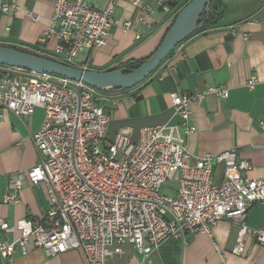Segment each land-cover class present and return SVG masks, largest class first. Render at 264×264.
<instances>
[{"label":"built area","instance_id":"built-area-1","mask_svg":"<svg viewBox=\"0 0 264 264\" xmlns=\"http://www.w3.org/2000/svg\"><path fill=\"white\" fill-rule=\"evenodd\" d=\"M118 1L107 0L99 8L95 0H54L40 40L55 42L51 55L56 60L88 69L81 55L103 46L113 25L135 31L137 25H149L148 15L156 8L171 11V0H131L136 13L120 22L114 17ZM18 9L17 0H0L1 14ZM136 37L141 38L137 31ZM256 81L252 76L248 87ZM107 93L81 81L0 65V104L17 116H31L37 107L45 113L32 135L40 161L16 178L3 202L22 203L21 191L34 185H45L50 202L40 218L14 223L0 218V230L19 231L17 237L0 239V260L14 264L17 253L36 247L48 256L79 250L88 264H106L131 246L141 256L139 264H154L152 254L169 240H184L188 233L212 235L222 219L238 228L234 253L248 235L264 246V229L246 224L249 208L264 204V176L250 177L251 162L235 148L193 157L187 145L186 138L197 130L192 104L207 94L227 98V87L172 93L180 121L142 127L137 140L128 126L108 138ZM169 181L176 186L171 195L161 191Z\"/></svg>","mask_w":264,"mask_h":264},{"label":"crops","instance_id":"crops-1","mask_svg":"<svg viewBox=\"0 0 264 264\" xmlns=\"http://www.w3.org/2000/svg\"><path fill=\"white\" fill-rule=\"evenodd\" d=\"M20 9L0 13V45L13 46L52 56L55 42L43 43L53 15L54 0H17ZM107 0H95L102 8ZM223 19L214 27L193 34L180 44L158 69L140 85L108 92L103 103L111 114L108 138L113 139L123 126L132 130L134 140L142 127L177 123L171 94L194 93L209 86H225L227 98L207 94L192 104V123L196 132L186 140L193 157L235 148L241 159L251 162L250 177L264 176V0H223ZM29 13L38 16L35 20ZM136 13L131 0H119L114 17L121 21ZM171 11L156 8L148 15L149 25H137L124 32L113 25L107 42L81 55L88 69L109 71L131 60H146L160 45L173 21ZM136 31L141 38L136 37ZM249 34L245 40L244 34ZM53 57V56H52ZM175 65L174 71L170 66ZM122 68V66L120 67ZM257 81L249 88L247 81ZM44 110L37 107L31 116H17L0 104V218L9 223L36 219L50 207L45 185L26 186L20 193L22 203H4L5 194L14 188L16 178L40 161L32 135L42 126ZM223 167L216 169L220 181ZM246 224L264 229V204L252 205ZM19 231L0 230V239H12ZM238 228L230 220L218 221L212 235L188 233L185 239L166 242L152 254L159 264H264V246L246 236L239 253ZM221 248L223 256L217 248ZM106 264H139L141 256L131 246ZM153 260V259H152ZM154 262V261H153ZM14 264H88L79 250L48 256L41 248L31 247L27 254L17 253ZM0 264H6L0 260ZM155 264V262H154Z\"/></svg>","mask_w":264,"mask_h":264},{"label":"water","instance_id":"water-1","mask_svg":"<svg viewBox=\"0 0 264 264\" xmlns=\"http://www.w3.org/2000/svg\"><path fill=\"white\" fill-rule=\"evenodd\" d=\"M213 1L191 0L187 3L178 12L157 49L135 69L127 67L109 71L83 69L4 45H0V65L81 81L103 92L131 89L149 78L186 38L199 29L201 16Z\"/></svg>","mask_w":264,"mask_h":264},{"label":"trees","instance_id":"trees-1","mask_svg":"<svg viewBox=\"0 0 264 264\" xmlns=\"http://www.w3.org/2000/svg\"><path fill=\"white\" fill-rule=\"evenodd\" d=\"M190 1L191 0H171L169 2V6H170V9H171V12L174 15L173 16V21H174L175 17L177 16L178 12L187 3H189ZM223 16H224V3H223V0H214L211 3L209 9L207 11H205L203 13V15L201 16V19H200L201 26L199 27V29L195 33L199 32V31H205V30H207V29H209L211 27L216 26L223 19ZM173 21H172V23H173ZM195 33H193V34H195ZM191 36H189V37H191ZM188 38H186V39H188ZM8 47H12V48L19 49L17 47H13V46H8ZM19 50H23V49H19ZM23 51L31 52V53H34V54L41 55L39 53H36V52H33V51H29V50H23ZM43 56L53 58L52 56H48V55H43ZM53 59H55V58H53ZM143 62H144V60H131V61H128L125 64L120 65L119 67H116L114 69H118L121 66L122 67L131 68V69H135V68H138ZM114 69H112V70H114Z\"/></svg>","mask_w":264,"mask_h":264},{"label":"rangeland","instance_id":"rangeland-1","mask_svg":"<svg viewBox=\"0 0 264 264\" xmlns=\"http://www.w3.org/2000/svg\"><path fill=\"white\" fill-rule=\"evenodd\" d=\"M175 183L174 182H171L169 181L163 188H162V193L164 194H173L174 193V190H175ZM126 247V246H125ZM136 252V251H135ZM137 253V252H136ZM153 261L155 262V264H159L160 263V259L158 257H154L152 258Z\"/></svg>","mask_w":264,"mask_h":264}]
</instances>
